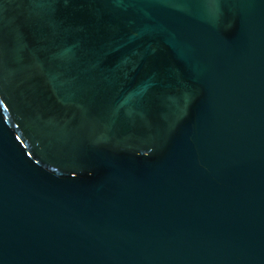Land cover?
I'll use <instances>...</instances> for the list:
<instances>
[{"label": "water", "instance_id": "obj_1", "mask_svg": "<svg viewBox=\"0 0 264 264\" xmlns=\"http://www.w3.org/2000/svg\"><path fill=\"white\" fill-rule=\"evenodd\" d=\"M0 264H264V0H0Z\"/></svg>", "mask_w": 264, "mask_h": 264}]
</instances>
